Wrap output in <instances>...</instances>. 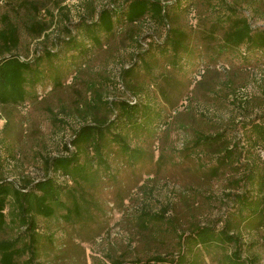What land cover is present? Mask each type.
<instances>
[{"label": "rangeland", "instance_id": "obj_1", "mask_svg": "<svg viewBox=\"0 0 264 264\" xmlns=\"http://www.w3.org/2000/svg\"><path fill=\"white\" fill-rule=\"evenodd\" d=\"M225 1L252 29L264 28V0ZM122 2L118 0V6ZM111 4L113 0H89L86 7L75 0L58 4L57 0H20L17 4L0 0V29L7 18L17 29L13 54L30 63L41 59L39 69L44 72L40 82L29 89L24 105L0 106L1 178L16 185L25 179H43L44 160L66 155L64 148L84 119L90 121L92 115L112 119L105 106L89 110L94 91H99L103 101L135 99L159 113V118L150 116L154 123L148 131L127 136L130 148L142 154L140 158H130L112 144L104 150L108 168L94 161V181H78L82 187L78 199H82V211L86 209L82 219H69L64 211L51 219L37 218L39 237L33 263L111 264L121 260L131 264L154 256L176 258L181 235L195 226L220 230L229 224L236 225L229 235L239 236L241 258L264 264V225L250 208L238 215L241 197L264 198L260 184L264 141L255 146L250 131L254 124L264 126V51L245 47L221 51L218 34L216 41H203V31L219 13L215 10L211 15L210 9L198 3L187 12L174 13L172 19L173 26L188 34V52L179 64L173 68L155 50L141 56L149 72L137 59L134 76L122 79V70L132 66L136 52L147 49L152 37L161 41V27L146 21L122 26L102 40V47L91 45L82 56L79 51L66 52L57 40L67 37L64 27L76 23L80 15ZM213 4L215 9L220 5L217 0ZM35 21L49 25L40 37L28 29ZM77 41L78 45L90 43L85 35ZM44 50L57 56L47 60ZM56 77L61 78V85L54 87ZM218 135L219 140L210 144L197 143L202 136ZM225 149L231 150L228 159ZM65 178L56 177L60 185L74 187ZM63 200L67 202L68 197ZM22 231L1 237L14 239ZM233 250V245L226 250L194 248L183 264H224L225 252L229 255Z\"/></svg>", "mask_w": 264, "mask_h": 264}, {"label": "trees", "instance_id": "obj_2", "mask_svg": "<svg viewBox=\"0 0 264 264\" xmlns=\"http://www.w3.org/2000/svg\"><path fill=\"white\" fill-rule=\"evenodd\" d=\"M3 1L8 4L20 2V0ZM75 1L84 4L85 7L86 3H89V0ZM217 1L221 7L217 6L218 8L215 9L213 0H197L196 2L185 0L188 5H185L184 0H123L119 6L118 0H113L115 5L105 6L98 12L91 8L92 10L87 15H80L76 23H70L69 26L64 27L67 37L57 40L63 45V50L66 52L76 53L79 51L78 54L82 56L83 50H89L91 45L102 47V40L114 36L122 26H135L144 21L151 22L162 28L164 36L161 41H154L152 37L147 49L136 52L133 55V59L136 60L130 68L122 70L121 78L131 79L130 77L134 76V67H138L137 59L142 62L141 56L155 50L163 58H167L169 64L175 68L182 60L181 56L188 52L189 43L188 34L171 24L174 13L187 12L194 5L202 3L211 10V15L216 13L215 10H218L217 13H219L214 22L203 31V41H216L215 35L218 34L221 51L223 49L234 51L241 47H245L247 51H264V28L252 29L248 20L239 15L235 7L227 4L225 0ZM58 2L61 0H57V4ZM20 6L25 7V4L20 3ZM34 12L36 10L33 11V14ZM48 28V23L35 21L28 29L35 37H40L45 34ZM194 28L196 27L194 26ZM82 35H85L90 43L78 45L77 40ZM135 43V48L140 50L141 45L137 41ZM17 45L16 26L9 18L4 19V24L0 29V106L4 107L24 105L29 98V89L44 77V72L40 71L41 68L39 69L41 59L38 58L32 63L21 60L13 54ZM4 55H8V57ZM54 56L57 55L44 50L45 59L48 60ZM143 63L144 68L149 72V65L145 60ZM54 82V87L60 86L61 78L56 77ZM91 97H93V104L88 105L89 110L97 111L100 107L105 106L113 118L92 115L90 121L84 119V123L74 131L68 143L69 147L65 146L66 155L48 157L44 160L45 177L43 179L35 182L25 179L20 185H16L14 182L0 177V264H34L39 237L36 233L37 218L51 219L56 216L58 211H64L69 219L83 218L86 209L82 211V199H78L80 195L78 193L82 189L79 182L94 181L92 167L94 161L98 165H103L105 169L108 168L104 156L106 148L116 144L120 152L129 155L130 158L137 159L142 155L139 150L130 148L127 136L129 133L137 134L148 131L149 124L154 123L150 116L153 114L159 118V113H152L148 104H142L135 99L132 101L116 99L103 101L99 91H94ZM250 131L255 135V146L257 143L260 144V141H264V126L254 124ZM123 132L125 133L123 134ZM219 137L220 135L216 137L202 136V139L197 140V143L210 144L219 140ZM70 147L73 148V151L70 150ZM225 151L226 159H228L231 150L225 149ZM81 155L83 158H80ZM94 172L97 174L96 170ZM57 176L71 179L74 187L60 185L56 179ZM260 184L264 186V178L260 180ZM66 188H68L67 192ZM67 197L68 201L66 202L63 198ZM238 204L240 217L243 209L250 208L252 216H257L258 223L264 225V198L253 201L241 197ZM233 226L236 225L224 224L220 230H216L215 226L197 225L187 235H181V251L176 258L166 259L154 256L145 262L138 260L131 264H183L186 261V256L194 253V248L208 250L215 246L226 250L228 245H233L234 250L229 255L225 252L224 264H254L252 260L247 261L241 258L239 236L229 235L236 229L232 228ZM22 228L24 231L19 232L14 239L1 237L6 232ZM24 255H28V257L21 261ZM111 264L124 263L121 260H112Z\"/></svg>", "mask_w": 264, "mask_h": 264}]
</instances>
